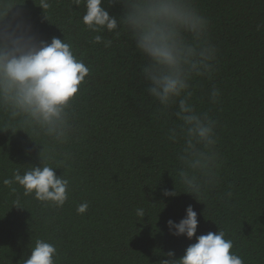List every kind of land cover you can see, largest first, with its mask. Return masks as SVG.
Wrapping results in <instances>:
<instances>
[{
  "label": "trees",
  "instance_id": "trees-1",
  "mask_svg": "<svg viewBox=\"0 0 264 264\" xmlns=\"http://www.w3.org/2000/svg\"><path fill=\"white\" fill-rule=\"evenodd\" d=\"M19 2L13 11L23 13L39 39H62L57 25L71 15L70 35L88 47L79 12L69 13L67 0H59L52 23L39 0ZM192 2L209 19L208 42L218 49L215 71L197 82L196 103L217 121L219 183L203 202L175 184L177 146L167 140L165 122L153 117L147 85L137 76L140 56L121 36L111 49L88 52L92 73L76 101L83 134L70 145L75 159L65 205L43 208L28 197V209L10 207L7 189L0 190V264H23L36 238L57 246L59 264H157L168 251L179 258L195 237L172 235L167 221L179 222L188 205L197 212V236L220 225L245 264H264V0ZM104 6L122 15L121 4ZM213 87L221 90L217 104L209 102ZM41 148L23 130L0 131V180L13 167L38 164ZM175 187L177 194H164ZM84 202L88 209L78 214ZM139 207L146 215L138 221Z\"/></svg>",
  "mask_w": 264,
  "mask_h": 264
},
{
  "label": "clouds",
  "instance_id": "clouds-1",
  "mask_svg": "<svg viewBox=\"0 0 264 264\" xmlns=\"http://www.w3.org/2000/svg\"><path fill=\"white\" fill-rule=\"evenodd\" d=\"M108 2L121 4L122 15H111L105 0H67L69 13L79 12L80 32L88 34L84 38L88 47H84L70 35L71 15L63 28L54 23L63 38L53 36L49 42L35 35L21 11H13L19 0H0V131L23 130L42 145L38 164L13 167L11 175L0 180L10 207L27 208L28 197L43 208L59 209L68 201V173L75 159L70 145L78 143L83 134L76 101L92 73L88 52L98 45L111 49L121 36L140 56L137 76L147 85L143 95L154 107L153 117L165 122L166 138L177 146L175 184L178 179L183 192L203 202L205 194L219 183L217 121L198 110L196 103L198 80L210 78L216 68L218 49L208 42L209 19L192 0ZM58 3L39 0L37 4L50 22ZM208 96L211 104H217L221 90L213 87ZM170 116L175 120L169 125ZM56 169L62 173L57 175ZM177 193L176 187L164 192ZM87 209L84 202L76 211L83 214ZM185 211L179 222L167 221L169 232L189 240L195 237L196 242L179 258L173 251L163 253L168 258L157 264H245L226 229L214 221L217 232L197 236V212L191 205ZM135 214L142 220L146 209L139 207ZM29 249L23 264H59L58 248L49 240L36 238Z\"/></svg>",
  "mask_w": 264,
  "mask_h": 264
}]
</instances>
